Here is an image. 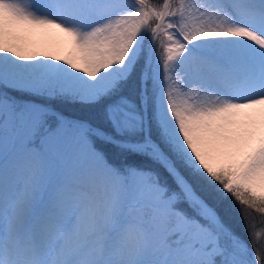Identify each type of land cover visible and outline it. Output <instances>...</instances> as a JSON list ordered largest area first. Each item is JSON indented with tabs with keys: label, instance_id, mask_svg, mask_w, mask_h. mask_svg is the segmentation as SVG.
Segmentation results:
<instances>
[{
	"label": "snow or ice",
	"instance_id": "snow-or-ice-1",
	"mask_svg": "<svg viewBox=\"0 0 264 264\" xmlns=\"http://www.w3.org/2000/svg\"><path fill=\"white\" fill-rule=\"evenodd\" d=\"M262 236L264 0H0V264H264Z\"/></svg>",
	"mask_w": 264,
	"mask_h": 264
},
{
	"label": "bare ground",
	"instance_id": "bare-ground-1",
	"mask_svg": "<svg viewBox=\"0 0 264 264\" xmlns=\"http://www.w3.org/2000/svg\"><path fill=\"white\" fill-rule=\"evenodd\" d=\"M31 51L45 52L49 56L55 55L61 60L72 59L79 64V54L75 52L70 39L57 29L45 28L35 30L29 37Z\"/></svg>",
	"mask_w": 264,
	"mask_h": 264
},
{
	"label": "rangeland",
	"instance_id": "rangeland-1",
	"mask_svg": "<svg viewBox=\"0 0 264 264\" xmlns=\"http://www.w3.org/2000/svg\"><path fill=\"white\" fill-rule=\"evenodd\" d=\"M38 30L41 31L42 29H38ZM134 86H135L134 83L129 85L130 88H132ZM256 217H257L256 222L258 223L259 220L261 219V216H260V214H257ZM260 239H264V236L260 237Z\"/></svg>",
	"mask_w": 264,
	"mask_h": 264
},
{
	"label": "trees",
	"instance_id": "trees-1",
	"mask_svg": "<svg viewBox=\"0 0 264 264\" xmlns=\"http://www.w3.org/2000/svg\"><path fill=\"white\" fill-rule=\"evenodd\" d=\"M259 203H260V202H259V201H257V204H258V205H259ZM257 214H259V213H257ZM257 214H256V215H257Z\"/></svg>",
	"mask_w": 264,
	"mask_h": 264
}]
</instances>
